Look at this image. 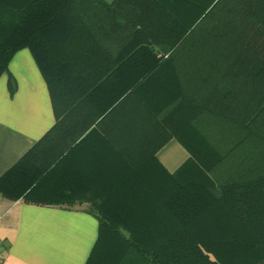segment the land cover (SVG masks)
<instances>
[{
    "label": "trees",
    "instance_id": "1",
    "mask_svg": "<svg viewBox=\"0 0 264 264\" xmlns=\"http://www.w3.org/2000/svg\"><path fill=\"white\" fill-rule=\"evenodd\" d=\"M223 1L115 0L107 5L102 0H0V78L18 51L30 49L48 85L56 116L52 130L0 178V194L40 205L71 204L65 198L39 194L42 179L90 125L113 123L119 105L164 62L172 61L183 44L263 47L264 0H236L237 13L251 31L201 30ZM186 3L191 17L184 19L179 11ZM99 4L109 6L100 20L121 31H104L103 36L84 31L89 16L84 7ZM130 6L132 14L125 12ZM119 7L122 19L114 15ZM109 39L123 45V81H127L121 99L97 97L94 92L100 85L88 82L98 71L100 55L104 59L110 54L100 47ZM235 54L245 55L243 60L261 58L260 74L264 75V50ZM262 112L249 120L245 117L243 124L227 118L243 131L224 149L214 147L202 134V147L189 148L192 157L173 174L154 153L147 161L146 155L124 153L121 193L106 196L91 213L99 221V239L88 264H264ZM121 122L131 123L129 115ZM51 143L61 147L49 148L45 166L35 167L39 149Z\"/></svg>",
    "mask_w": 264,
    "mask_h": 264
},
{
    "label": "crops",
    "instance_id": "2",
    "mask_svg": "<svg viewBox=\"0 0 264 264\" xmlns=\"http://www.w3.org/2000/svg\"><path fill=\"white\" fill-rule=\"evenodd\" d=\"M102 1L107 5L115 2ZM236 2L223 1L211 23H204L201 30L211 27L214 31H251L237 13ZM118 9L114 15L122 19L123 9ZM108 10L109 6L102 4L84 7V14H89L84 31L98 35L121 31L100 20ZM125 12L132 14V7H126ZM190 14L188 4L181 7V18H190ZM107 41L100 47L110 53L108 59L100 55L98 73L93 71L88 82L100 85L94 92L97 97L121 99L123 82L127 81H123V45ZM261 49L264 46L260 44H183L172 61L164 62L143 87L119 105L113 123L105 120L90 125L66 157L42 179L39 194L65 198L71 204L40 205L23 198L12 201L0 194V264H88L99 239V221L91 213L98 210L106 196L121 193L118 188L124 153L146 155L144 161L154 153L166 171L173 174L192 157L189 148L196 151L202 147V134L219 149L235 142V134L243 130L227 118L243 124L245 117L249 120L263 109L264 122L261 58L243 60L245 55L239 58L235 54L239 50ZM204 52L216 54L208 57ZM127 114L131 123L124 124L121 118ZM55 124L46 80L30 49H22L0 78V178ZM57 147L61 145L41 146L33 159L35 167L43 168L48 161L45 152ZM53 159L51 156L50 161Z\"/></svg>",
    "mask_w": 264,
    "mask_h": 264
}]
</instances>
